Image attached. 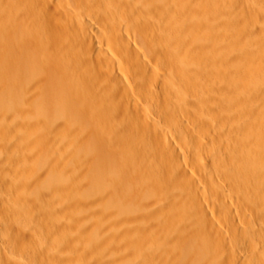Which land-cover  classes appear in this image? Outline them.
<instances>
[{
	"label": "bare ground",
	"instance_id": "1",
	"mask_svg": "<svg viewBox=\"0 0 264 264\" xmlns=\"http://www.w3.org/2000/svg\"><path fill=\"white\" fill-rule=\"evenodd\" d=\"M0 264H264V0H0Z\"/></svg>",
	"mask_w": 264,
	"mask_h": 264
},
{
	"label": "rangeland",
	"instance_id": "2",
	"mask_svg": "<svg viewBox=\"0 0 264 264\" xmlns=\"http://www.w3.org/2000/svg\"><path fill=\"white\" fill-rule=\"evenodd\" d=\"M25 260L27 261V258Z\"/></svg>",
	"mask_w": 264,
	"mask_h": 264
}]
</instances>
